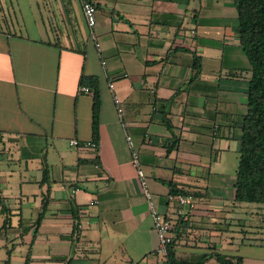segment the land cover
I'll use <instances>...</instances> for the list:
<instances>
[{"label":"crops","instance_id":"0c3cea01","mask_svg":"<svg viewBox=\"0 0 264 264\" xmlns=\"http://www.w3.org/2000/svg\"><path fill=\"white\" fill-rule=\"evenodd\" d=\"M92 1L93 36L79 0H0V264H168L126 134L176 259L264 264L250 223L264 204L234 200L250 77L234 1ZM81 74L98 79L96 136ZM164 181L195 208L169 201Z\"/></svg>","mask_w":264,"mask_h":264},{"label":"trees","instance_id":"16d2710c","mask_svg":"<svg viewBox=\"0 0 264 264\" xmlns=\"http://www.w3.org/2000/svg\"><path fill=\"white\" fill-rule=\"evenodd\" d=\"M239 26V39L242 50L250 64V77L247 92V110L243 115L239 157L236 168L234 200L237 202H256L264 204V0H233ZM193 66L199 69V59L193 57ZM81 85L92 90V132L98 133L100 94L98 79L93 75L81 74ZM43 178L48 179L47 166L43 168ZM169 193H185L174 189L171 181H164ZM74 230L77 231L76 223ZM173 240L167 248L168 264H203L205 257L196 262H185L175 258ZM219 264H241L240 257L231 259L216 253ZM24 264H29L26 256Z\"/></svg>","mask_w":264,"mask_h":264},{"label":"built area","instance_id":"2783aa9c","mask_svg":"<svg viewBox=\"0 0 264 264\" xmlns=\"http://www.w3.org/2000/svg\"><path fill=\"white\" fill-rule=\"evenodd\" d=\"M82 13L84 19L90 28V35L93 36L92 28L96 22V8L92 0H79ZM99 47V42L96 43ZM102 64L105 63L104 60L101 61ZM109 87L112 89L114 87V82H109ZM79 91L87 92L89 91V87L86 85H80ZM113 101L116 106V110L118 115H122L123 108L121 105V101L119 97L114 94ZM126 143L129 147L130 151V162L134 166L136 175L140 181L142 186V190L145 196L146 204L149 210V213L152 217L153 221V228L156 232L158 238V244L155 249V253L160 255H166L167 248L173 240V230H174V223L172 219L164 214H162L157 208L153 200V195L148 188V183L146 179V174L143 170L142 163L139 156V150L135 146L132 137L129 134L125 135ZM69 144L74 146H85V147H92L96 148L98 146L97 142L94 140L91 141H79L76 138L69 139ZM96 166H98L96 164ZM167 199L169 201H174L180 205V207H185L187 209L195 208V196L191 191H186L185 193L177 192V193H168ZM77 230L80 229L81 224L76 223Z\"/></svg>","mask_w":264,"mask_h":264},{"label":"rangeland","instance_id":"374dc122","mask_svg":"<svg viewBox=\"0 0 264 264\" xmlns=\"http://www.w3.org/2000/svg\"><path fill=\"white\" fill-rule=\"evenodd\" d=\"M259 214V213H258ZM248 218V217H247ZM252 221V220H251ZM250 221V223H252V225H254V226H252L253 227V229H255L254 231L255 232H257V231H260V229H262V228H264V225H263V223H264V221H261L260 220V218L258 219V222H257V224L255 225L254 223L255 222H251ZM240 227V225H238V228Z\"/></svg>","mask_w":264,"mask_h":264}]
</instances>
